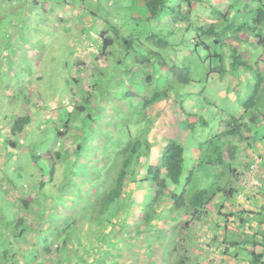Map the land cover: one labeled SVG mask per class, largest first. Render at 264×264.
I'll return each mask as SVG.
<instances>
[{
    "label": "rangeland",
    "instance_id": "obj_1",
    "mask_svg": "<svg viewBox=\"0 0 264 264\" xmlns=\"http://www.w3.org/2000/svg\"><path fill=\"white\" fill-rule=\"evenodd\" d=\"M207 9L211 10V7ZM219 11L216 16L221 17ZM135 16L142 18L140 24L135 22ZM147 16L145 5L133 0H0V264L23 260L24 249H29L27 245L40 241L38 233L19 235V218L24 223L35 224V215H38L44 219L52 217L53 222L58 223V217L52 215L54 212L51 211L57 209L60 184L73 178L69 175L74 165L70 158L74 136L77 131L90 135L92 121L87 118L93 109L89 104L81 114L74 105L79 103L82 95L88 93L91 84L95 85L98 95L119 99L122 91L116 88L120 79L133 75V67L137 65L134 57L132 61L131 56H127V45L123 40L124 37L133 40L131 30L137 28L140 42L142 40V43L134 40V49L139 58L140 49L148 45L149 51L162 50L163 54L178 59L180 65L189 64L193 71L194 82L189 84H180L168 76H161L164 86L171 88L179 103L163 99L148 110L154 121L159 119L156 121L158 131L153 134V148L163 149L168 138L184 144L183 174L179 184L174 185L176 192L180 193L187 187L188 193L193 194L199 189H212L217 182L229 184L230 174H223L227 167L216 160L214 148L217 144L224 146L216 135L223 134L222 127L230 116H244L251 127V139L257 141V136H264V124L251 120L256 115L254 107L245 111L243 104L253 98L257 66L259 58L264 55V45L250 53L253 68L245 69L244 78L229 71L226 76L223 75V68L220 71L221 62L214 57L216 52L226 53L220 40L216 42L217 36L197 31V26L207 21L198 20L190 25L192 33L187 40L184 35L186 28L171 30L172 25L166 22H171L168 12H161L152 20H147ZM238 20L235 19V23ZM103 32L114 39V44L108 47L113 50V56H99L103 47ZM149 34L181 43L195 36L198 42L191 43V49L186 44L171 47L168 53L166 47L147 40L146 35ZM236 34L235 29L228 30L226 34H221V38L230 36L231 40ZM183 39L185 42H182ZM226 61L228 63L229 59ZM79 62L83 65H79ZM260 68L262 72V64ZM239 69L244 70V67ZM240 82L244 85H240ZM136 83L137 89L143 87L141 82ZM231 92L234 97L228 95ZM97 96L94 98L98 99ZM104 103L108 107L105 100L98 105L99 108ZM29 104L35 107L31 112H25V105ZM258 107L261 108L260 105ZM155 108L159 113L154 111ZM24 116H29L31 121L22 133L14 136V122ZM67 124L71 126L69 132L64 137L58 136V130H65ZM95 135L110 136L100 131H95ZM10 140H14L16 145H11ZM224 140L228 141L226 138ZM55 152L59 154V160ZM243 154L241 150L234 166H239ZM154 161L160 163V160ZM254 171L259 175L264 174L259 161ZM244 178L248 180L250 175ZM248 189L250 191L246 194L254 193L252 186ZM241 197L244 200V194ZM25 199L30 202L29 209L25 206ZM141 203L142 206L146 205L147 198H142ZM80 207L81 203H70L63 212L70 215ZM44 210L46 215L41 214ZM197 229L199 232L195 233L196 236L202 237V240H198L199 244L201 242V252L197 264H228L224 255H218L204 239L210 229L198 226ZM125 243H128V239ZM129 243L133 244L127 248L130 253L138 250L135 241ZM167 245L169 249V242ZM236 251H230V254L235 256ZM18 260L15 264H23ZM231 261L235 263L234 259Z\"/></svg>",
    "mask_w": 264,
    "mask_h": 264
},
{
    "label": "trees",
    "instance_id": "obj_2",
    "mask_svg": "<svg viewBox=\"0 0 264 264\" xmlns=\"http://www.w3.org/2000/svg\"><path fill=\"white\" fill-rule=\"evenodd\" d=\"M212 1L215 3L211 0L210 2L133 0L135 3L145 5L148 11L147 20L156 18L161 12H168L171 22L168 20L166 22L172 25L171 30L186 28L184 35L187 40L192 33L190 25L198 20L207 21L206 24L197 26V31L208 36H217L216 42L220 40L226 52L225 55L222 52H216L214 55L221 62L220 71L225 70L223 75L229 71L240 76L241 73H246L248 67L253 68L250 63V53L264 45V0ZM209 6L211 10L207 9ZM218 11L221 17L216 16ZM133 18L137 24H140L142 19L140 16ZM235 19H239L238 23H235ZM218 28L224 31L221 29L218 31ZM232 29L237 33L233 35L234 38L231 40L230 36L221 38L222 33L226 34ZM130 32L133 40L129 37H124L123 40L127 45V56H131L132 61L135 58L137 65L133 67V75L126 78L123 76L124 79H120L116 88L122 91L119 99L98 95L95 85L91 84L88 93L82 95L79 103L76 102L74 105L81 114L87 110L86 105L89 104L93 109L88 113L87 118L92 121L90 135L77 131V135L74 136L70 154L74 165L69 175L73 178L65 181L63 185L60 184L61 192L58 193L60 197L56 199L57 209L51 211L54 212L52 215L58 217V223L53 222L52 217L44 219L38 215H35L37 218L34 220L35 224L24 223L20 218L19 235L26 236V232L38 233L37 237L40 240L28 244L29 249H24L22 254L24 259H17L23 264H197L194 261L197 254L191 251L193 252L195 240L197 242L198 238L200 241L199 236H195L198 221L209 220L216 212L223 217H229L231 214L226 209L232 207L236 200L239 201L240 189L232 187L230 179H228L229 184L217 182L214 188L199 189L193 194L188 193L187 187L180 193L176 192L174 185L179 184L183 174L184 144L179 140L168 138L163 149L157 153L156 148H153L151 135L158 126L148 110L150 106L163 99L179 103L177 95L170 91L171 88L164 86L161 76H168L180 84H189L194 82L193 71L189 64L180 65L178 59H173L170 54H163L162 50L149 51L148 45L140 49L139 58L134 49V40L140 42L141 39L139 31L136 28ZM101 37L103 47L99 56H113V50L108 47L114 44V39L106 36V32H103ZM156 37L155 34L146 35L147 40L166 47L168 53L171 47L186 44L191 49L190 44L198 42L195 36L186 43ZM233 39L235 41H232ZM182 42H185V39ZM228 48L231 49L228 51ZM227 59H229L228 63ZM78 64L83 65L81 62ZM240 67H244V70L239 69ZM257 70L253 98L243 104L245 111L254 107L257 112L251 120L259 124L262 123V119L259 118L262 114L261 110L264 111V69L262 73L257 66ZM137 81L141 82L144 88L137 89L135 87ZM105 100L108 101V107L104 103L103 107L99 108L98 105ZM154 111L159 113L156 108ZM232 118L227 124V130L223 134L216 135L224 144L223 147L217 144L214 148L216 160L227 167L223 174L236 173L232 163L236 159L237 149L241 145L249 147V144H252L251 140H254L250 138V124L240 121V119L244 120V117ZM29 122V116L17 118L12 134L15 136L21 133ZM70 129L71 126L67 124L65 130L59 131L58 135L64 137ZM95 131L105 132L106 135L109 133L110 136H96ZM226 136L235 137L237 142H226L224 140ZM258 137L264 139V136ZM10 143L16 145L14 140H10ZM228 156L231 163L226 164L229 161ZM59 157V154L56 155L57 160ZM154 160H160V163ZM259 182H262V186L259 189L254 188L257 199L264 198V179H259ZM141 186L148 188L150 192V195L148 192V196L145 197L147 203L144 206L141 202L136 204L134 199L135 193H138ZM243 189L246 188L243 186ZM24 202L29 209L30 202L26 199ZM70 203L75 205L81 203L82 207L78 211L74 209L70 215L65 214L64 209L66 210ZM241 206L244 209V205ZM251 206L254 207L249 209L251 218L259 219L257 230L251 231L250 237L244 236V238L249 246L252 238L254 239L251 244L253 249L249 250L247 246L236 248L237 242L232 244L223 241L221 243L225 245V251L223 250L221 254H230V247L234 246L237 251L235 256L230 254L233 258L251 264H264V250L263 252L257 250L258 245L264 249V207L256 203H251ZM41 214L47 213L44 210ZM240 219L244 220L243 217ZM257 234L261 236L262 242L256 240ZM247 238H250V242ZM131 240L135 241V247L138 248L136 254L130 253L127 249L133 246L129 243ZM206 240L213 246L219 238L212 235ZM150 254H155V258L149 259ZM131 259L135 262L132 263ZM17 260H14L13 264Z\"/></svg>",
    "mask_w": 264,
    "mask_h": 264
},
{
    "label": "crops",
    "instance_id": "obj_3",
    "mask_svg": "<svg viewBox=\"0 0 264 264\" xmlns=\"http://www.w3.org/2000/svg\"><path fill=\"white\" fill-rule=\"evenodd\" d=\"M80 8L83 9L84 7L82 6V4H80ZM86 54V53H85ZM261 60L264 59V55H262L260 57ZM264 61V60H263ZM260 63L262 64V62L260 61ZM239 77L244 78L245 77V73H241V75ZM240 85H244V83L240 82ZM228 95H231L234 97L233 93H229ZM171 106V105H169ZM168 106V107H169ZM34 104H29V105H25V112H31V110L34 108ZM257 112V111H256ZM264 114V113H263ZM160 117V115H159ZM232 117V116H230ZM235 117H241L240 115H237ZM259 118H263L262 115H260ZM154 120V119H153ZM159 120V119H158ZM155 120V121H158ZM31 121V119H30ZM247 122V121H246ZM262 124H264V119ZM157 125V122H156ZM27 127V125L25 126V128ZM24 128V129H25ZM24 131V130H23ZM22 131V132H23ZM158 131V128L156 127V129L152 132L151 138L152 140L154 139L153 134ZM21 132V133H22ZM252 144L245 145V146H241L240 150L242 149L244 151V158H245V163L246 165L244 166H250L253 164V161L251 159V161L249 162L250 158L252 157V155L254 154H259L260 156H262V159L264 161V139H261L257 136V141L256 139L251 140ZM72 149V146H71ZM155 149V148H154ZM161 149V148H160ZM159 148H156V152H160ZM243 169V167H242ZM240 167L239 169H236V173L233 172V174H231L230 176V180L232 183V187H235L237 190L240 189L239 193H241L242 195L244 194V200H236V202L234 203V205L232 207H228L226 210L227 212H229L231 215L229 217H223V215H220L218 212L215 213V215L213 217H210L209 220L204 219V220H200L198 221V227H203V229H210V231H207L206 236H204V239H209L212 235H216L219 240L216 244H213V249L215 250V252L218 255H222L221 253L223 252V250L225 251L224 247L225 245H223L221 242L223 241H227L228 243H232L234 244V242H237V247H241V246H247V248L249 250L253 249V246H251V244L253 243V238H252V243H250V246L248 244L245 243L246 238H244V236H248L250 237L251 231H255L257 230V225H258V218H251L249 212H250V208H254L253 206H251V203H256L259 204L260 207H264V198H255V195L253 194H246L247 192H249L250 190H247L248 188H246L245 190L243 189V186L241 184L242 181H244V177L241 176L242 173L244 172ZM233 180V181H232ZM237 185V186H236ZM247 190V191H246ZM136 191V190H135ZM147 190L144 186H141L138 190V193H135V200H136V204L142 202V198H144V193L146 194ZM247 199V200H246ZM248 204V205H247ZM244 205V209L243 206ZM247 205V206H246ZM243 209V210H242ZM213 215V214H212ZM211 215V216H212ZM254 216V215H253ZM243 217L244 220H241L240 218ZM212 222H209L211 221ZM214 220V222H213ZM131 221V220H130ZM129 225H131V222H129ZM255 228V229H253ZM195 232L198 233V229L197 227L195 228ZM196 236V235H195ZM203 236V235H202ZM257 239L260 242H262V238L260 235L257 234ZM167 239V238H166ZM196 239V237H195ZM200 240H202V237L199 238ZM250 242V238H247ZM201 244V243H200ZM200 244L198 242V238H197V242L195 240L194 245L192 247L193 252L191 251V253L193 254H197V256L195 257L194 261L195 262H199L198 257L200 256V252H201V247ZM136 249H138L136 247ZM259 249H261L260 252H263V247L261 245L257 246V250L259 251ZM235 250L234 246L230 247V251ZM137 251V250H136ZM133 251V254H136L137 252ZM155 254H150L149 255V259L155 258L154 257ZM220 257V256H219ZM223 257V255H222ZM225 260L227 262H229L228 264H249L248 261L245 260H237L235 258H233L232 256H230V254H226L224 255ZM130 259V258H129ZM234 259L233 263L231 260ZM229 260V261H228ZM132 263H134L135 261L133 259H131ZM239 261V262H238Z\"/></svg>",
    "mask_w": 264,
    "mask_h": 264
},
{
    "label": "clouds",
    "instance_id": "obj_4",
    "mask_svg": "<svg viewBox=\"0 0 264 264\" xmlns=\"http://www.w3.org/2000/svg\"><path fill=\"white\" fill-rule=\"evenodd\" d=\"M261 62H262V69H264V67H263V64H264V61L263 60H261V59H259ZM260 65H261V63H259V67H260ZM261 69V68H260ZM166 102H170V101H166ZM172 102V101H171ZM262 113H264V111L262 112ZM262 116H263V118H260V119H262V122H263V119H264V115L263 114H261ZM241 116V115H240ZM232 117H233V115H232ZM232 117H229L228 119H226V122H225V124L223 125V127H222V133L223 132H225L226 130H227V128H228V126H227V124L228 123H230L231 121H232ZM241 117H244V116H241ZM240 121H242V122H246V120L244 119V120H241L240 119ZM247 123V122H246ZM59 131H61V130H58V133H59ZM58 133H57V135H58ZM59 136V135H58ZM226 139H228V141H226V142H228V143H236L237 142V139H235V137H231V136H226ZM242 146V145H241ZM240 146V147H241ZM240 147L237 149V153H236V159H235V161H238V155H239V153H240V151L242 150H240ZM243 151V150H242ZM55 154V157H56V152L54 153ZM228 158V160L230 159L229 158V156L227 157ZM251 159H252V161H253V164L252 165H250V166H244V165H246V163H245V158H244V154H243V157H240V161H239V166L238 167H236V166H234L235 165V161L232 163V166L235 168V169H239V167L242 169V167H243V173H242V175L241 176H243V177H246V175H250V179H245L244 178V181H242L241 182V184H242V186H244L245 188H249L250 186H252L253 187V191H254V188H256V187H259V186H262V182H259V179H261V180H263L264 179V174H256L255 173V171H254V167L255 166H257L258 165V161L261 163V165H262V167L264 168V161H263V159H262V156H260L259 154H254V155H252V157L250 158V160H249V162L251 161ZM243 161V162H242ZM234 164V165H233ZM230 174V173H229ZM231 175V174H230ZM146 190H147V192H146V194L144 193L143 195H144V198L143 199H145V197L146 196H148L147 194H148V192H149V190H148V188H146ZM247 190H249V189H247ZM254 194V193H253ZM149 195H150V192H149ZM242 194L241 193H239V195H238V199L239 200H241L242 199ZM134 199H135V197H134ZM20 219V218H19Z\"/></svg>",
    "mask_w": 264,
    "mask_h": 264
}]
</instances>
